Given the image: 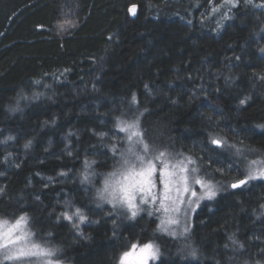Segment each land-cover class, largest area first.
Instances as JSON below:
<instances>
[{
  "label": "trees",
  "instance_id": "trees-1",
  "mask_svg": "<svg viewBox=\"0 0 264 264\" xmlns=\"http://www.w3.org/2000/svg\"><path fill=\"white\" fill-rule=\"evenodd\" d=\"M125 120L207 178L243 180L225 145L264 158V0H0V218L26 217L67 264L148 242L151 264H264L263 180L195 212L196 259L153 214L96 205L81 173L97 186L116 165Z\"/></svg>",
  "mask_w": 264,
  "mask_h": 264
},
{
  "label": "rangeland",
  "instance_id": "rangeland-1",
  "mask_svg": "<svg viewBox=\"0 0 264 264\" xmlns=\"http://www.w3.org/2000/svg\"><path fill=\"white\" fill-rule=\"evenodd\" d=\"M118 128L125 143L117 152L116 165L101 174L97 186L91 165L81 173L83 181L94 187L96 205L109 207L119 222L132 221L143 212L153 214L158 232L178 241V257L198 258L189 239L193 215L202 204L230 188L232 181L221 184L207 178L191 157L146 140L134 120L121 121ZM225 150L242 163L246 185L264 181V158H248L230 145ZM161 255L156 242L134 244L117 264H151ZM0 264L67 263L58 260L54 246L38 240L22 216L0 218Z\"/></svg>",
  "mask_w": 264,
  "mask_h": 264
},
{
  "label": "water",
  "instance_id": "water-1",
  "mask_svg": "<svg viewBox=\"0 0 264 264\" xmlns=\"http://www.w3.org/2000/svg\"><path fill=\"white\" fill-rule=\"evenodd\" d=\"M244 184H245L244 180H239V181L231 183L230 187L232 189H238V188H241Z\"/></svg>",
  "mask_w": 264,
  "mask_h": 264
}]
</instances>
